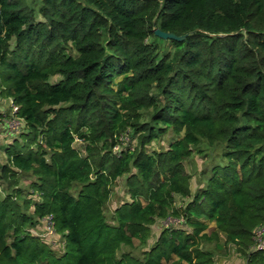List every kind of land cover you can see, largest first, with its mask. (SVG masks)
<instances>
[{
	"label": "trees",
	"instance_id": "1",
	"mask_svg": "<svg viewBox=\"0 0 264 264\" xmlns=\"http://www.w3.org/2000/svg\"><path fill=\"white\" fill-rule=\"evenodd\" d=\"M0 96L23 124L0 161V264H214L221 239L264 264V0H0ZM46 219L59 251L31 230Z\"/></svg>",
	"mask_w": 264,
	"mask_h": 264
},
{
	"label": "rangeland",
	"instance_id": "2",
	"mask_svg": "<svg viewBox=\"0 0 264 264\" xmlns=\"http://www.w3.org/2000/svg\"><path fill=\"white\" fill-rule=\"evenodd\" d=\"M37 20H42L40 16ZM58 77L50 79V82H55ZM14 106L11 100L2 98L0 96V161L3 160L4 152L3 147L6 143L12 140V138L20 139L19 133L23 130V124L14 116V111L12 110ZM127 142V140H124ZM167 137L163 136L161 139L153 141L147 148L148 150L159 149L160 147L166 146ZM78 145V143H75ZM206 160L197 154H193L187 161H185V170L191 176V190L194 192L199 185L203 184L204 177L200 174L201 170L204 168ZM32 179L29 175H20L19 187H26L27 183ZM124 201H129V197L125 192L124 177L118 179L112 188L110 198L105 206V216L109 220L113 209ZM178 201V199H177ZM45 221L44 227L40 229V226L31 228L32 232L39 233L42 239H45L51 244L55 251H59L62 248V238L59 235H46L43 236L45 229L47 227V221ZM174 220L170 218L157 220L154 225L151 226L150 237L147 241L146 248L138 247L137 242L134 241L135 247L130 248L128 246H122L118 252V255L122 253H129L134 257H141V253L144 249L150 247L158 233L162 228L173 224ZM262 229L255 231L254 241L257 247L264 246V232ZM205 247L209 248L214 257V264H244V259L237 253L234 247L228 243H225L223 239L219 241L217 245L215 243H207Z\"/></svg>",
	"mask_w": 264,
	"mask_h": 264
},
{
	"label": "water",
	"instance_id": "3",
	"mask_svg": "<svg viewBox=\"0 0 264 264\" xmlns=\"http://www.w3.org/2000/svg\"><path fill=\"white\" fill-rule=\"evenodd\" d=\"M153 34L156 37L161 38L163 40H175V41H179V40H182L185 37V35L177 36V35H175L173 33H170V32L161 31L159 28H154L153 29Z\"/></svg>",
	"mask_w": 264,
	"mask_h": 264
},
{
	"label": "built area",
	"instance_id": "4",
	"mask_svg": "<svg viewBox=\"0 0 264 264\" xmlns=\"http://www.w3.org/2000/svg\"><path fill=\"white\" fill-rule=\"evenodd\" d=\"M16 107H13L12 108V110L15 112L16 111ZM48 219V218H47ZM47 219H46V221H47ZM54 234V232H53V229H52V227H51V225H49L48 223H47V227H46V229H45V232H44V234H43V236H46V235H53Z\"/></svg>",
	"mask_w": 264,
	"mask_h": 264
}]
</instances>
